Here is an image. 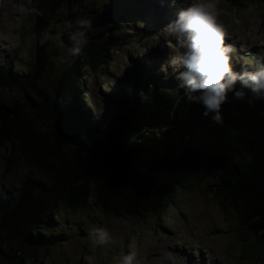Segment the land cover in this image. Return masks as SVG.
Instances as JSON below:
<instances>
[{
	"label": "trees",
	"instance_id": "obj_1",
	"mask_svg": "<svg viewBox=\"0 0 264 264\" xmlns=\"http://www.w3.org/2000/svg\"><path fill=\"white\" fill-rule=\"evenodd\" d=\"M29 7L36 10L32 66L20 71L0 62V90L21 96L0 99V145L9 144L41 176L28 175L17 189L0 179V264H45V251L62 239L51 230L67 211L95 204L118 217L161 215L180 187L211 176L218 178L222 203L264 251V100L250 105L230 93L222 105L224 124L216 125L201 105L186 101L176 77L151 75V85L138 80L117 100L121 114L110 125L90 110L95 102L83 76L101 72L132 35L120 31L108 1L30 0ZM79 17L93 23L88 45L48 81L52 43L40 47L38 35ZM170 125L180 128L151 139ZM54 137L71 157L54 147Z\"/></svg>",
	"mask_w": 264,
	"mask_h": 264
},
{
	"label": "rangeland",
	"instance_id": "obj_2",
	"mask_svg": "<svg viewBox=\"0 0 264 264\" xmlns=\"http://www.w3.org/2000/svg\"><path fill=\"white\" fill-rule=\"evenodd\" d=\"M110 4L111 15L128 40L112 54L101 72L87 70L83 76L88 95L95 104L89 108L100 120L112 125L121 110L117 100L128 93L138 80L159 75L162 80L176 77L168 56L175 41L166 38L164 29L182 6L181 0H96L100 6ZM30 0H0V62H9L23 71L34 62L36 42L33 33L34 13ZM178 3L179 7H178ZM221 19L229 26L238 68L264 60V3L257 0H220ZM60 8H65L61 3ZM233 16L239 24L232 22ZM60 50L54 44L50 57ZM49 57V58H50ZM65 65L56 68L50 59L46 79L51 81ZM47 81V82H48ZM85 98L87 94L83 93ZM0 99L20 101L21 96L0 90ZM88 102L87 100H85ZM154 134V132L150 133ZM31 175L41 176L9 145H0V179L9 189H17ZM218 178L208 177L200 183L180 187L161 215L143 217L107 215L95 204L67 211L52 228L62 235L58 245L42 256L45 264H115L121 250H137L144 264H264V251L254 244L257 235L244 228L234 209L218 188ZM226 206V208H225ZM107 226L114 242L102 248L93 247L88 232L94 226Z\"/></svg>",
	"mask_w": 264,
	"mask_h": 264
},
{
	"label": "clouds",
	"instance_id": "obj_3",
	"mask_svg": "<svg viewBox=\"0 0 264 264\" xmlns=\"http://www.w3.org/2000/svg\"><path fill=\"white\" fill-rule=\"evenodd\" d=\"M181 2L183 6L164 29L166 38L175 41L167 59L180 69L176 79L186 101L201 105L204 117L223 125L222 105L229 102L230 93L236 100H246L250 105L264 100V60L237 70L233 63L235 46L230 42L229 26L221 19L224 13L220 0ZM232 22L240 23L235 16ZM92 27V21L83 17L50 25L39 33L38 43L44 47L51 42L60 50L58 55L50 57L55 67L60 68L82 53ZM65 34L67 42L63 39ZM88 239L93 247L99 248L114 242L106 225L94 226L88 232ZM115 264H144V259L135 248L129 247L119 252Z\"/></svg>",
	"mask_w": 264,
	"mask_h": 264
},
{
	"label": "water",
	"instance_id": "obj_4",
	"mask_svg": "<svg viewBox=\"0 0 264 264\" xmlns=\"http://www.w3.org/2000/svg\"><path fill=\"white\" fill-rule=\"evenodd\" d=\"M178 128H180L179 125H170V126H164L161 129H156L154 134L151 135V139L153 138V141H154V137L161 139L167 136L172 129H178ZM53 145L59 152L64 153L67 157H71L72 155L71 151H69L65 147V145L62 143V140L60 138L54 137Z\"/></svg>",
	"mask_w": 264,
	"mask_h": 264
},
{
	"label": "bare ground",
	"instance_id": "obj_5",
	"mask_svg": "<svg viewBox=\"0 0 264 264\" xmlns=\"http://www.w3.org/2000/svg\"><path fill=\"white\" fill-rule=\"evenodd\" d=\"M151 1H152V0H151ZM179 4H180V3H178V7H179ZM182 6H183V5H182ZM182 6H181V7H182ZM179 8H180V7H179ZM179 8H178V10H179Z\"/></svg>",
	"mask_w": 264,
	"mask_h": 264
}]
</instances>
